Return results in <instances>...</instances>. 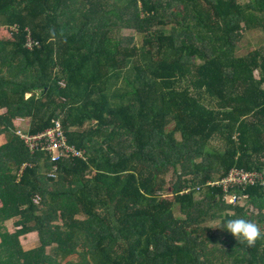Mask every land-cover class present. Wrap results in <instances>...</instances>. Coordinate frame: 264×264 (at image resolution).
<instances>
[{
  "label": "trees",
  "instance_id": "obj_1",
  "mask_svg": "<svg viewBox=\"0 0 264 264\" xmlns=\"http://www.w3.org/2000/svg\"><path fill=\"white\" fill-rule=\"evenodd\" d=\"M243 1L0 0L5 254L35 236L20 264H48L53 245L80 264H264V238L249 247L212 225L244 217L264 236V184L230 191L257 214L210 185L233 169L264 179V0ZM244 32L262 39L238 54ZM19 118L31 134L59 120L87 159L32 155Z\"/></svg>",
  "mask_w": 264,
  "mask_h": 264
},
{
  "label": "built area",
  "instance_id": "obj_2",
  "mask_svg": "<svg viewBox=\"0 0 264 264\" xmlns=\"http://www.w3.org/2000/svg\"><path fill=\"white\" fill-rule=\"evenodd\" d=\"M28 31L29 34L26 40V47L30 50H34L35 47L40 46V42L34 38L31 30L28 29ZM18 135L26 142L32 155H34V153H44V155L50 156L52 161H57L60 158L87 159V150L79 149L75 145L69 143L65 130L59 120H54L52 127L38 134H31L30 131L18 130ZM257 183L264 184V179L259 174L233 169L230 171L227 179L222 182L211 183L210 185L213 187L222 186L226 192L225 201H227L228 204L235 205V202L240 199H246L247 201V197H238L235 194H230V191L237 186H254ZM228 197L231 198L230 202Z\"/></svg>",
  "mask_w": 264,
  "mask_h": 264
},
{
  "label": "rangeland",
  "instance_id": "obj_3",
  "mask_svg": "<svg viewBox=\"0 0 264 264\" xmlns=\"http://www.w3.org/2000/svg\"><path fill=\"white\" fill-rule=\"evenodd\" d=\"M248 2V0H244L243 3ZM123 34L125 36H129V37H133L135 38V42L137 43H142V39L139 35H137V33L133 30H123ZM243 38L241 40V43H239V47L237 49V53L238 54H245L247 53L251 48H254L255 46H260V40L262 39V35L258 32H251V33H243ZM258 75V73H257ZM7 110H3L2 113H5ZM15 126L17 130H22V131H26L28 132L30 130L31 127V120L28 118H19L15 120ZM174 125L171 124V126H168L167 130H172ZM180 139V135L177 136ZM181 140V139H180ZM0 143L3 144V136L0 137ZM172 174L173 173H169L167 176V186L171 187L174 182L172 181ZM181 174V173H180ZM193 176H185V180H193ZM167 194V193H165ZM200 197V196H199ZM230 197H228V200L230 202ZM248 206V203L246 201V199H240L238 201L235 202L234 206ZM249 209L252 212H255V214H257V211L254 209V207H251L250 205L248 206ZM247 207V208H248ZM175 215L177 216H181L179 212L175 213ZM78 219H83V216H78ZM17 221L18 219H11V220H7L4 222V226L9 230V232L11 233H15L17 231ZM59 223H62L61 221ZM212 225L219 227L220 223L218 221H215L212 223ZM21 245L23 248V254L18 256H13L14 258H10L12 255L7 253L5 254V249H1L0 248V252L3 253L4 259L6 260V262H8L9 260H13V262H15V264H20V261L23 262L26 260V258L24 257V254H28L29 252H36L38 251L39 247H40V242L39 239L35 236H28V237H22L21 240ZM2 244V239L0 238V245ZM55 245L53 246H49L45 249V255L48 258V262L49 263H53V264H80L83 262V255H79V254H75L74 256H72L70 259L68 260H62L61 257L58 258H53L54 257V248ZM62 254H60L61 256ZM48 263V264H49ZM6 264V263H5Z\"/></svg>",
  "mask_w": 264,
  "mask_h": 264
},
{
  "label": "clouds",
  "instance_id": "obj_4",
  "mask_svg": "<svg viewBox=\"0 0 264 264\" xmlns=\"http://www.w3.org/2000/svg\"><path fill=\"white\" fill-rule=\"evenodd\" d=\"M226 235H229L238 244H246L251 247L256 244L262 236L259 226L252 220L244 217H225L218 227Z\"/></svg>",
  "mask_w": 264,
  "mask_h": 264
}]
</instances>
